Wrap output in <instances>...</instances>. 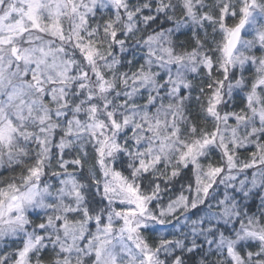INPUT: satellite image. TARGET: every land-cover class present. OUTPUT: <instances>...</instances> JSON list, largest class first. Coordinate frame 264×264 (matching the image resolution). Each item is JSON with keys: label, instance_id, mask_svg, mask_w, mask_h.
Returning <instances> with one entry per match:
<instances>
[{"label": "snow or ice", "instance_id": "6c2138e0", "mask_svg": "<svg viewBox=\"0 0 264 264\" xmlns=\"http://www.w3.org/2000/svg\"><path fill=\"white\" fill-rule=\"evenodd\" d=\"M0 264H264V0H0Z\"/></svg>", "mask_w": 264, "mask_h": 264}]
</instances>
